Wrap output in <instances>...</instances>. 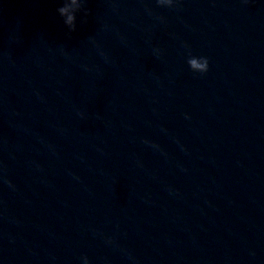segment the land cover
<instances>
[{"label":"water","instance_id":"1","mask_svg":"<svg viewBox=\"0 0 264 264\" xmlns=\"http://www.w3.org/2000/svg\"><path fill=\"white\" fill-rule=\"evenodd\" d=\"M61 3L0 0V264H264V0Z\"/></svg>","mask_w":264,"mask_h":264},{"label":"clouds","instance_id":"2","mask_svg":"<svg viewBox=\"0 0 264 264\" xmlns=\"http://www.w3.org/2000/svg\"><path fill=\"white\" fill-rule=\"evenodd\" d=\"M159 7L173 8L181 3V0H155ZM83 0H62L57 13L63 18L64 25L69 33L76 31L77 12L82 10ZM150 11V10H149ZM85 16L87 12L85 11ZM162 19V17H161ZM187 64L193 73L204 74L208 71V59L203 56H196L189 51ZM84 264H89L87 256L82 257Z\"/></svg>","mask_w":264,"mask_h":264}]
</instances>
